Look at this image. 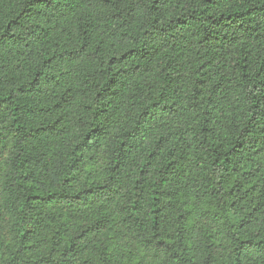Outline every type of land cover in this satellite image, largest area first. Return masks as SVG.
<instances>
[{
  "label": "trees",
  "instance_id": "16d2710c",
  "mask_svg": "<svg viewBox=\"0 0 264 264\" xmlns=\"http://www.w3.org/2000/svg\"><path fill=\"white\" fill-rule=\"evenodd\" d=\"M0 264H264V0H0Z\"/></svg>",
  "mask_w": 264,
  "mask_h": 264
}]
</instances>
